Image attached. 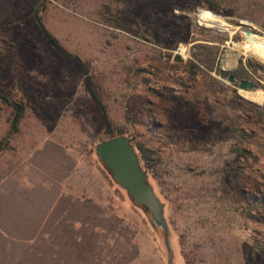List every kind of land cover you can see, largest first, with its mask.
Returning a JSON list of instances; mask_svg holds the SVG:
<instances>
[{"label":"rangeland","instance_id":"374dc122","mask_svg":"<svg viewBox=\"0 0 264 264\" xmlns=\"http://www.w3.org/2000/svg\"><path fill=\"white\" fill-rule=\"evenodd\" d=\"M246 31L264 39V0H0V180L53 142L97 204V231L40 239L38 264H264V102L245 95L264 92V62ZM88 78L146 152L169 245L96 154L109 135Z\"/></svg>","mask_w":264,"mask_h":264},{"label":"crops","instance_id":"0c3cea01","mask_svg":"<svg viewBox=\"0 0 264 264\" xmlns=\"http://www.w3.org/2000/svg\"><path fill=\"white\" fill-rule=\"evenodd\" d=\"M75 169L66 150L50 142L0 180V264H38L40 239L97 231L88 220L97 204L84 199Z\"/></svg>","mask_w":264,"mask_h":264},{"label":"water","instance_id":"95a60500","mask_svg":"<svg viewBox=\"0 0 264 264\" xmlns=\"http://www.w3.org/2000/svg\"><path fill=\"white\" fill-rule=\"evenodd\" d=\"M250 33L246 31V35ZM229 80L236 82L233 76ZM240 87L242 90H252L255 85L251 81L242 80ZM96 154L115 183L128 193L136 205L147 211L153 221L152 226L161 227L165 231V241L169 245V227L164 214V204L149 182L148 173L144 170L140 154L131 139L120 135L101 141L97 145Z\"/></svg>","mask_w":264,"mask_h":264},{"label":"trees","instance_id":"16d2710c","mask_svg":"<svg viewBox=\"0 0 264 264\" xmlns=\"http://www.w3.org/2000/svg\"><path fill=\"white\" fill-rule=\"evenodd\" d=\"M34 20L37 23L40 31L42 32V34L44 35L45 39L47 40V42L53 46L60 54L66 55V56H70L72 57V55H70L66 49L62 46V44L60 43V41L47 29V27L45 26L41 16H39V14H34ZM181 57H178V59H180ZM78 63L82 66V68L85 70V72L87 73V69L85 68L84 65H82V61L80 59H77ZM193 69H195L196 71H201L200 67L196 64L193 65ZM87 88L88 91L93 99V101L95 102V104L97 105L100 115L102 117L103 123L107 129V133L109 135V138L112 137H116V136H120V135H124V133L119 132L117 134H114L111 130V122L106 110V106L103 104L102 100L99 97V94L97 93V91L95 90V86L94 83L92 81L91 78L87 79ZM19 118H21L20 113H18V115L16 116V119L13 123L14 129H17V124L19 122ZM105 139V140H107ZM138 149V152L140 154V158L142 162H146L147 160V156H146V152L143 148H140L138 146H135ZM104 164V163H103ZM105 166V165H104Z\"/></svg>","mask_w":264,"mask_h":264},{"label":"bare ground","instance_id":"6f19581e","mask_svg":"<svg viewBox=\"0 0 264 264\" xmlns=\"http://www.w3.org/2000/svg\"><path fill=\"white\" fill-rule=\"evenodd\" d=\"M198 17L200 23L214 27L217 25L216 20L203 11L199 14ZM245 47L253 56L264 62V39L262 37L258 36L257 34L250 33L246 37ZM245 95L252 101L258 103L264 102V92H246Z\"/></svg>","mask_w":264,"mask_h":264}]
</instances>
